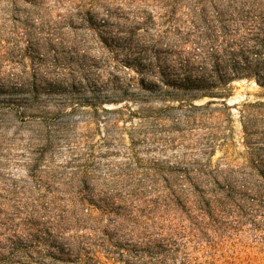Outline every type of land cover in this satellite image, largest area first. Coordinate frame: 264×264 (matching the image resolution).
Wrapping results in <instances>:
<instances>
[{
  "label": "rangeland",
  "instance_id": "374dc122",
  "mask_svg": "<svg viewBox=\"0 0 264 264\" xmlns=\"http://www.w3.org/2000/svg\"><path fill=\"white\" fill-rule=\"evenodd\" d=\"M263 18L264 0H0V264H264V88L176 98L108 59Z\"/></svg>",
  "mask_w": 264,
  "mask_h": 264
},
{
  "label": "trees",
  "instance_id": "16d2710c",
  "mask_svg": "<svg viewBox=\"0 0 264 264\" xmlns=\"http://www.w3.org/2000/svg\"><path fill=\"white\" fill-rule=\"evenodd\" d=\"M192 25L194 31L172 45L165 44L164 50L156 49L154 44L150 45L144 39L139 55L135 56L128 49L131 54L126 58L108 59L124 69L140 70L137 73L142 76L139 80L142 86L149 82L150 86L159 87L165 95L176 98H221L230 81L236 78L254 79L264 88V18L245 25L247 35H240V30H237V43L226 41L223 45L219 44L216 35L215 38L209 37L200 30L196 22L193 21ZM166 33H160L152 42L163 46ZM188 43L193 44L191 51L186 50ZM227 49L230 50L227 52ZM149 52L153 55H148ZM228 57L230 60L226 59ZM229 61L237 68L222 71L221 66ZM94 67L107 71V67L100 63L94 64Z\"/></svg>",
  "mask_w": 264,
  "mask_h": 264
}]
</instances>
